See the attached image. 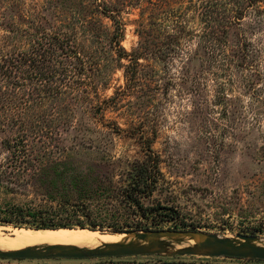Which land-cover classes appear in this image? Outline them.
<instances>
[{
	"label": "rangeland",
	"instance_id": "374dc122",
	"mask_svg": "<svg viewBox=\"0 0 264 264\" xmlns=\"http://www.w3.org/2000/svg\"><path fill=\"white\" fill-rule=\"evenodd\" d=\"M0 69L8 77L0 78V208L38 204L28 187L34 166L61 162L83 181L80 172L109 166L118 186L153 152L162 178L142 204L172 209L174 219L154 226L113 196L91 195L89 217L78 219L96 226L84 230L264 240V0H0ZM65 173L50 183L69 184ZM17 230L30 229L0 225V236ZM194 245L156 256L178 258ZM121 259L132 258L0 264Z\"/></svg>",
	"mask_w": 264,
	"mask_h": 264
},
{
	"label": "trees",
	"instance_id": "16d2710c",
	"mask_svg": "<svg viewBox=\"0 0 264 264\" xmlns=\"http://www.w3.org/2000/svg\"><path fill=\"white\" fill-rule=\"evenodd\" d=\"M108 16L112 20V17ZM122 35L119 32L117 38H122ZM41 59L42 57L39 60L31 58L28 61L31 63L38 61L41 64ZM4 77L8 78L6 70L0 69V78ZM0 97H3L2 100L5 99L3 92L0 93ZM18 146L22 148L21 152L24 154L28 155L31 152L29 149H25L23 141ZM18 146L15 147L18 148ZM7 148L11 149L13 146L7 144ZM61 169H66L65 174L71 175L69 179L67 178L69 184L50 183L49 178L54 177ZM74 170L75 168L72 166L67 168L65 164L54 161L44 167H32L34 183L28 187L31 188L30 193L38 201V204H35L33 200L28 204L8 205L0 208V225H12L30 230L73 229L76 227L95 230L94 223L87 224L78 219V212L81 216L89 217L85 201L91 195L97 198L113 196L128 207L141 210L142 213L152 216L151 223L154 226L163 222L164 219H174L172 209L159 206L144 207L142 204L144 198L151 197L158 181L162 178L158 157L153 152H149L143 160L133 162L126 172L121 173L119 179L121 184L118 186L113 183L112 178L115 173L109 166L80 172L85 181L80 180ZM104 183L108 185L105 186ZM70 195H76L77 199H70ZM72 218L76 219L72 220Z\"/></svg>",
	"mask_w": 264,
	"mask_h": 264
},
{
	"label": "water",
	"instance_id": "95a60500",
	"mask_svg": "<svg viewBox=\"0 0 264 264\" xmlns=\"http://www.w3.org/2000/svg\"><path fill=\"white\" fill-rule=\"evenodd\" d=\"M132 236L133 244H109L94 249H75L70 247H49L42 250L24 249L13 252H0V259L6 260H43V259H96V258H133L148 255H163L167 248L163 239L189 238L193 248L175 251L173 256H195L202 254L210 258H230L264 261V248L253 245L258 238L238 235L236 239L221 238L197 231H153L148 233L124 232ZM234 240L242 243L234 244Z\"/></svg>",
	"mask_w": 264,
	"mask_h": 264
},
{
	"label": "bare ground",
	"instance_id": "6f19581e",
	"mask_svg": "<svg viewBox=\"0 0 264 264\" xmlns=\"http://www.w3.org/2000/svg\"><path fill=\"white\" fill-rule=\"evenodd\" d=\"M123 238V235L102 234L84 229L17 230L12 235L0 236V252H13L24 249L42 250L49 247L94 249L109 244H133L134 242L132 236L125 237L126 239ZM162 242L169 251L180 248L183 245L191 246L192 239L167 238L163 239ZM233 242L235 245L242 243L238 240ZM252 244L264 248V240L257 239Z\"/></svg>",
	"mask_w": 264,
	"mask_h": 264
},
{
	"label": "crops",
	"instance_id": "0c3cea01",
	"mask_svg": "<svg viewBox=\"0 0 264 264\" xmlns=\"http://www.w3.org/2000/svg\"><path fill=\"white\" fill-rule=\"evenodd\" d=\"M149 256H152V259H148ZM126 260V259H121ZM128 260V259H127ZM124 261L119 264H195L194 260L190 259V256H183L173 259H164L157 257L156 255H148V256H139L133 257L129 261ZM118 264V261H115ZM92 264V263H86Z\"/></svg>",
	"mask_w": 264,
	"mask_h": 264
}]
</instances>
